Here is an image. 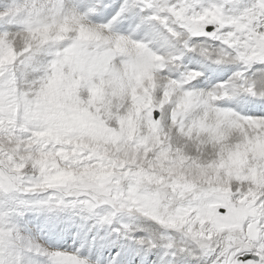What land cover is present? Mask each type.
<instances>
[{
    "label": "snow or ice",
    "instance_id": "1",
    "mask_svg": "<svg viewBox=\"0 0 264 264\" xmlns=\"http://www.w3.org/2000/svg\"><path fill=\"white\" fill-rule=\"evenodd\" d=\"M0 264H264V0H0Z\"/></svg>",
    "mask_w": 264,
    "mask_h": 264
}]
</instances>
